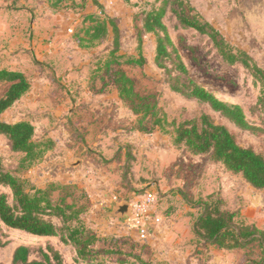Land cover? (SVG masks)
Returning a JSON list of instances; mask_svg holds the SVG:
<instances>
[{
	"label": "rangeland",
	"instance_id": "obj_1",
	"mask_svg": "<svg viewBox=\"0 0 264 264\" xmlns=\"http://www.w3.org/2000/svg\"><path fill=\"white\" fill-rule=\"evenodd\" d=\"M95 1L101 6L98 7ZM174 1L176 6L183 2L187 15L212 25L227 42L247 52L264 69V0ZM161 3L163 0H67L59 8L67 10L73 5L88 6L103 17H112L119 26L120 50L117 55L120 64L114 65L108 74L102 70L99 75L103 79L97 77L88 80L84 77L74 84L96 92L86 99L88 102H96V107L95 112L87 114L83 132L90 140L94 139L91 143L92 151L88 152L92 161L103 165L101 174L109 181L108 186L115 195L113 201H133L136 197L142 198L146 193L152 192L155 196L152 213L161 218L160 222L149 224L147 242L138 237L136 229L128 227L126 236L111 232L102 238L96 248L114 251L103 254L112 264H264V252L259 241L241 248L224 249L195 235L194 224L203 210L199 203L217 200H222L226 208L237 213L238 223L257 224L264 231V189L254 188L241 174L212 161L209 154L195 155L185 145H176L175 123L199 119L202 114H209L216 123L226 125L241 145L251 147L263 155L264 132L243 130L213 111L209 105L171 90L164 71L154 63L155 35L143 29L146 13L159 7ZM169 8L170 5L164 20L190 76L218 98L241 105L251 123L259 125L258 117L262 115L264 108L261 99L264 96L253 73L240 63L226 64L207 34L181 27ZM112 36L110 33L105 39L95 41L88 47L76 48L70 45L68 54L82 61L91 58L96 63L99 57L109 56L114 46ZM139 38L142 39L141 49L138 48ZM19 48L24 46L17 42L14 49ZM9 49L10 44L0 40V69L16 66L17 63L23 64L27 68L33 89L23 100L8 109L2 118L9 122L32 120L37 138L46 139L45 136L54 131V109L57 106L53 98H57V94L56 97H45L46 106L40 108L36 101L41 104V98L37 99L32 93L42 86L41 83H47L35 76L47 71L50 75L57 70L36 60L27 65L23 62V54L16 56L5 53ZM141 54L146 57L144 64L127 63L128 59H137ZM77 65L68 63L60 71H81L84 75L88 74V68L80 69ZM116 71H124L134 81V90L142 103L157 104L158 116L165 117L162 125L165 130L161 126H153L152 116L143 117L135 113L131 103L116 98L112 90L117 89V86L113 79L109 80L115 78ZM50 83L55 93H62L63 102L65 99H74L69 90L73 80H58L51 75ZM7 87V84L0 85V98ZM67 111L68 108L62 114L65 118ZM65 124L66 130L70 128L75 133L68 121ZM99 135L102 141L96 144ZM0 156L7 170L23 175L27 173L38 185L48 182L45 177L49 176L52 170L50 166L54 165L50 161L53 159L52 155L49 154L46 161L38 163L30 171H21L19 163L23 155L13 151L11 142L2 135ZM1 191L10 193L4 187H0ZM78 195L81 193L76 192V198ZM86 218L92 222L90 214ZM112 225L119 229L117 220H113ZM24 237L22 233L3 226L0 229V261L10 262L14 247ZM7 239L13 241L3 245ZM65 254L67 264H75L71 257L73 255L69 256L67 251Z\"/></svg>",
	"mask_w": 264,
	"mask_h": 264
},
{
	"label": "trees",
	"instance_id": "obj_2",
	"mask_svg": "<svg viewBox=\"0 0 264 264\" xmlns=\"http://www.w3.org/2000/svg\"><path fill=\"white\" fill-rule=\"evenodd\" d=\"M48 1L54 9H59L67 0ZM174 2L163 0L159 7L149 10L143 19L144 31L154 34L156 38L154 63L164 71L171 90L209 105L213 111L243 130L264 132V108L262 115L258 117L260 124L255 125L248 119L241 105L218 98L190 76L164 20L168 5L181 27L196 29L210 37L226 64L240 63L247 67L260 83L263 96L264 69L247 52L227 42L212 25L187 15L183 2H179L177 6ZM96 4L99 7L100 4ZM110 33L113 34L114 46L109 56L99 57L94 64L95 78L103 79L99 75L102 70L108 74L114 65L120 64L117 55L120 50L119 26L112 17H103L92 12L85 17L83 26L75 34L79 45L88 47L95 41L105 39ZM141 41L139 38V49ZM145 62L146 57L142 54L137 59L127 61L137 65ZM114 74L115 78L109 80L113 79L119 97L131 103L135 113L143 117L152 116L153 126H161L165 130L162 126L165 117L158 116L157 104L142 103L134 90V81L124 71H116ZM1 84H7L8 87L0 98V135L11 142L13 151L23 155L19 169L27 172L43 160L53 147V140L38 139L35 125L29 120L8 122L2 119L3 113L30 91L31 81L27 75L19 70L1 68ZM261 102L264 103V97ZM174 133L176 145H185L195 155L209 154L212 161L221 163L229 171L241 174L254 188L264 189V155L251 147L241 145L226 125L216 123L209 114H202L199 119H186L175 123ZM0 187L10 190V193L0 192V220L3 223H0V229L4 226L11 231L44 237L20 242L14 249L11 262L0 264H67L65 251L54 244L55 239L70 246L75 264H112L103 254L114 251L96 248L103 239L86 226L82 215L87 210V204L80 202V196L76 198L75 185L53 182L46 187H39L25 175L7 170L0 156ZM56 191L58 196L55 197ZM199 205L203 210L194 224L197 237L224 249L241 248L259 241L264 252V231L256 224L238 223L237 213L226 208L222 200L202 201ZM12 241L7 239L3 245Z\"/></svg>",
	"mask_w": 264,
	"mask_h": 264
},
{
	"label": "crops",
	"instance_id": "obj_3",
	"mask_svg": "<svg viewBox=\"0 0 264 264\" xmlns=\"http://www.w3.org/2000/svg\"><path fill=\"white\" fill-rule=\"evenodd\" d=\"M92 12L98 13V11L88 8V6L79 5H73V7L67 10L54 9L48 0H0V40L7 45L10 44L9 52L5 51L8 55L17 56L18 54H23L25 58L23 62H26L27 65L36 60V62L48 65L51 67L50 69L54 68L57 70V72L52 71L50 75L47 71L44 74L35 76L42 79L43 82H47V85L41 83L42 86L37 90H33L34 93H32V96L35 95L37 99L41 98V104L36 101L40 108L46 106L44 104L45 97L52 95L56 97L57 94V98H53L54 104L57 106L54 109L56 120L52 127L54 131L50 135L45 136L53 140V147L41 161V163L46 161L48 155L51 154L53 159L50 161L54 165L50 166L52 170L49 176L45 177L48 179V182L44 185L34 183L26 175L27 173L25 176L39 187H46L53 182L75 185L77 193H81V195H78L82 199L80 202L87 204V210L82 215V218L86 226L102 239L107 237V234L111 232H116L120 236L128 234V227H130L128 221L121 220L118 216H114L113 213L118 203H129L130 200L113 201L115 198L113 190L108 186L109 181L106 176L101 174L103 165L98 161H92L89 154L92 151L93 147H91V143H93L94 139L90 140L83 132V128L86 125L85 120L88 117L87 114L90 111L95 112L96 107V102H88L86 99L89 95L94 96L96 92L94 90L90 91L85 87L75 86L74 84L77 82L76 80L83 79L84 77H87L88 80L96 79L94 76L95 72H93L95 63H93L91 58L88 61H82L80 58L70 57L68 49L70 45L80 48L75 34L83 26L85 17ZM17 42L18 44H22L24 48L15 50ZM68 63L71 65L78 64L77 66L80 69L88 68V74L84 75L81 71H60L61 67H64ZM3 68L19 70L28 76L27 68L21 63H17L13 67ZM51 75H54L58 80L74 81L72 87L69 89L73 93L74 99H65V102H63L64 97L61 96L62 93H55L53 86H51ZM28 78L30 79L29 76ZM32 89L33 83L31 82V89L26 95L30 94ZM104 90L110 91L109 89ZM112 91L115 92L117 99L123 101L119 97L117 89ZM104 94L106 93L104 92ZM26 95L12 107L23 100ZM68 103H70L69 107L67 106ZM67 108V117L65 118L62 114ZM66 121L75 129V133L70 131L69 127L67 129L69 131L66 130ZM30 122L35 125L32 120ZM101 138L100 135L96 138V144L97 142L101 143ZM73 163L77 164L72 165ZM56 196H58V191L55 192ZM88 214H90L92 219L91 223L86 218ZM113 220H117V223L120 225L119 229H115L112 225ZM0 223H2L1 220ZM150 224H156V222L153 221ZM22 235L25 236L22 242L44 238L27 233H22ZM54 244L61 248L63 252L67 251L69 256L72 255L70 246L61 244L57 239L54 240ZM14 249L10 255V262ZM71 257L73 259V256Z\"/></svg>",
	"mask_w": 264,
	"mask_h": 264
},
{
	"label": "built area",
	"instance_id": "obj_4",
	"mask_svg": "<svg viewBox=\"0 0 264 264\" xmlns=\"http://www.w3.org/2000/svg\"><path fill=\"white\" fill-rule=\"evenodd\" d=\"M155 203V196L152 192H148L142 198L136 197L133 201H130L131 206V218L128 221V225L136 229L138 237L146 241L149 236L148 226L151 222H160L161 218L155 217L152 213V208Z\"/></svg>",
	"mask_w": 264,
	"mask_h": 264
},
{
	"label": "water",
	"instance_id": "obj_5",
	"mask_svg": "<svg viewBox=\"0 0 264 264\" xmlns=\"http://www.w3.org/2000/svg\"><path fill=\"white\" fill-rule=\"evenodd\" d=\"M73 163L72 165H76ZM114 216H118L121 220L129 221L131 218V206L128 202H121L116 205V209L113 213Z\"/></svg>",
	"mask_w": 264,
	"mask_h": 264
}]
</instances>
